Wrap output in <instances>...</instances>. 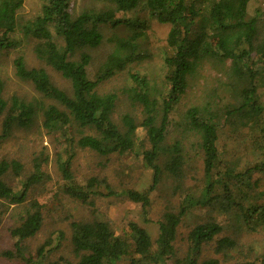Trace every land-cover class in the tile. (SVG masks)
<instances>
[{
  "label": "trees",
  "instance_id": "16d2710c",
  "mask_svg": "<svg viewBox=\"0 0 264 264\" xmlns=\"http://www.w3.org/2000/svg\"><path fill=\"white\" fill-rule=\"evenodd\" d=\"M93 1L101 5L77 14L75 0H42L41 12L22 26L26 36L36 39L37 57L68 79L72 90L69 92L58 86L45 67L27 66L23 55L14 58L15 73L58 104L27 101L18 96H13L9 103L4 97V81L0 78V118L3 119L0 140L8 138L16 128L34 124L41 112L42 126L56 138L55 160L64 180L63 191L74 200L94 207L97 196L127 195L141 203L144 219L149 221L147 207L151 205V195L164 175L175 180V192L183 188L186 159L182 144L176 141L169 146L164 142L171 113L186 93L189 77L196 75L198 68L208 61L231 79L229 86L239 79L249 80L251 86H244L241 90L243 101L239 106L231 104L226 109L216 106L213 111L211 104L215 101L209 100L203 106L193 105L186 111L188 127L199 135L206 184L199 197L191 193L184 195L185 192L181 191L183 199L179 206L163 211L155 238L137 222L129 223L131 238H128L115 231L104 217L98 218L96 209H93L94 217L71 223L75 259L61 256L48 264H219L216 258L200 262L203 244L217 238L224 229L216 220L200 222L189 231L188 250L183 257L178 256L176 241L183 218L196 207H216L220 203L223 213L237 207L246 225L253 224L254 229L264 224V205L253 203L250 194L258 184L252 183L253 173L264 171V102L262 104L259 100L257 83L258 66L263 64L264 68V12L251 16L250 0ZM22 5L23 0H0V53L18 44L14 34L17 12ZM132 11H146L158 22L170 24L167 42L172 53L165 57L166 87L160 97H153L147 76L132 73L136 86L131 87V97L143 106L144 118L138 123L133 116L125 114L124 125L120 126L112 117L117 95L113 92L101 94L96 88L101 81L125 70L136 57L142 56L141 41L149 23L139 14L133 19L126 17ZM101 25H125L128 34L110 37L116 46L107 56L97 78L92 80L87 72L91 54L82 50L101 43ZM217 108L220 110L216 111ZM236 112L246 114L243 115L246 124L251 120V138L244 145L251 146L256 157L244 167L235 165L228 158L221 159L219 149L218 119L221 115L231 118ZM87 129L95 131L94 134L86 133ZM142 133L148 138V148L144 143H138V135ZM77 147L102 155L135 153L152 169V183L142 189L122 191L115 190L107 178L99 176L89 177L81 183L75 178L72 167ZM137 148L140 152L136 151ZM220 162L224 163V171H217ZM41 166L37 161L21 188L15 189L10 178L20 176L24 164L17 159H0V225L9 206L23 207L21 222L10 230L16 238L17 253L22 257H25L24 247L20 244L33 238L45 219L44 203L39 199L27 201L30 190L44 181ZM248 201L251 202L249 206ZM48 244L41 245L27 261L46 264V257L51 252ZM234 246L235 241L228 236L218 239L219 251L229 253ZM4 254L13 255L11 251ZM238 264H264V255Z\"/></svg>",
  "mask_w": 264,
  "mask_h": 264
},
{
  "label": "rangeland",
  "instance_id": "374dc122",
  "mask_svg": "<svg viewBox=\"0 0 264 264\" xmlns=\"http://www.w3.org/2000/svg\"><path fill=\"white\" fill-rule=\"evenodd\" d=\"M76 13L89 7H99L93 0H75ZM42 0H23V5L17 12V30L14 34L18 44L9 51L0 53V78L4 81V97L9 103L13 96H18L27 101L34 100L45 104L56 103L38 92L32 83L20 79L14 68V58L23 55L27 66L45 67L51 75L53 81L60 87L71 92V82L63 75L48 66L39 59L35 53L36 39L26 36L22 26L38 15L42 9ZM264 12L263 0H250L249 12L251 16ZM249 13V14H250ZM257 13V14H256ZM147 19L149 28L144 33L141 41L140 53L142 56L136 57L125 70L118 71L111 77L101 81L97 86V91L101 94L113 92L117 95L114 113L112 115L115 122L120 126L124 125L125 114L133 116L138 123L144 118L143 106L132 100L131 87L136 86L132 78V73H140L147 76L152 86L153 97L163 95L165 89V73L167 67L165 57L172 53V48L168 45L167 37L170 31V24L160 23L150 13L142 11H132L126 17L134 18L137 15ZM263 20V16L260 15ZM103 34L101 43L98 46L87 47L82 51L91 54V62L87 66L88 77L96 79L101 71L102 65L107 56L113 52L116 42L111 40L113 35L123 36L128 34V27L119 25H101ZM260 72L257 75L259 100L264 102V68L263 64L258 66ZM221 68L213 67L211 62L205 61L198 68L196 75L189 77V86L186 93L171 113L170 123L166 133L165 142L172 145L180 141L183 147V154L186 159V175L183 180L182 190L174 191L176 184L172 177L165 176L151 195V205L147 207L145 221L141 203L131 200L127 195L95 197L94 207L74 200L63 191V178L55 160V136L49 134L42 126V113L34 124L26 128H16L6 139L0 140V159H17L24 164L23 172L18 177H11L10 182L15 189H20L25 178L34 171L37 161L41 163L45 178L42 184L32 188L27 201L39 199L44 203L45 219L41 230L30 239L25 240L20 245L24 247L25 257L17 253L16 238L10 230L20 223L24 215L23 207L11 205L0 225V264H35L27 261L28 256L34 255L38 248L46 243L51 252L48 254L46 264L55 261L61 256L75 259V253L71 243L72 221L87 220L94 217L93 209H96L98 218H105L111 227L118 233L130 235V222H137L146 227L155 238L158 235L159 224L163 211L166 208H176L179 206L183 195L187 193L199 197L205 187V174L203 165V153L199 146V135L188 127L185 116L186 111L193 105L203 106L207 101H215L211 104L214 108L219 106L226 109L228 105H241L243 87H250V81H232ZM233 79V78H232ZM217 89L218 92L215 90ZM215 93L214 96L211 94ZM58 104V103H56ZM217 108L216 111L220 110ZM231 118L221 115L218 119L220 131L219 149L221 159L228 158L237 166L244 167L249 160H255V153L251 146L244 145L251 138L249 133L250 121L246 124L243 113L236 112ZM241 115V116H240ZM3 119L0 118V134ZM95 131L87 129L86 133L94 134ZM145 133L139 134V142L144 143L146 148L150 146ZM141 137H143L141 139ZM139 145V144H138ZM238 152H234L235 149ZM140 152V150H137ZM230 154L229 157L228 153ZM224 154V156H222ZM223 164L218 163L217 171H224ZM72 167L75 178L83 183L89 177L99 176L107 178L115 190L122 191L128 188H145L152 183L153 171L147 166L141 157L135 153H110L99 154L90 149L77 147L72 159ZM257 182V186L250 192L253 203L264 205V171H256L252 175V183ZM238 201V200H237ZM248 201V206L250 205ZM220 203L213 206L192 208L179 227L176 247L178 256L183 257L188 250L187 235L189 231L198 223L208 219L216 220L224 227L221 234L214 240L204 243L202 246L200 262L209 258H216L219 264H238L241 261H251L258 256L264 255V224L254 227L244 223L243 216H240L237 207L229 212L220 211ZM228 236L235 241V246L229 253L219 251L218 239ZM6 251H11L13 255L7 256Z\"/></svg>",
  "mask_w": 264,
  "mask_h": 264
}]
</instances>
